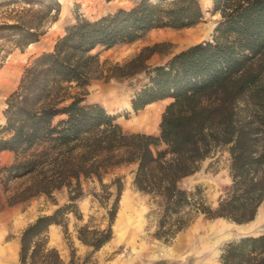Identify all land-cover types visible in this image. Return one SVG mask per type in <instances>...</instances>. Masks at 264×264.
<instances>
[{"label": "trees", "instance_id": "1", "mask_svg": "<svg viewBox=\"0 0 264 264\" xmlns=\"http://www.w3.org/2000/svg\"><path fill=\"white\" fill-rule=\"evenodd\" d=\"M39 2L45 13L40 21L55 20L60 3ZM213 5V13L221 19L211 39L154 66L131 99L134 111L171 99L158 134L124 131L117 115L99 103H83L85 88L100 65L94 50L132 43L154 29L192 27L203 18L199 0H139L129 9L118 8L96 19L77 16L51 51L25 66L5 99L0 151L13 152L14 161L0 170L10 179L31 176L16 202L45 195L57 205L53 193L64 187L68 202L37 216L21 231L20 264H87V257L78 262L71 246L65 262L57 248L49 246L48 231L60 225L66 236V215L82 219L76 200L83 194L82 181L95 177L102 189L115 188L107 193L113 197L107 222L103 228L80 226L77 238L90 248L87 256L109 242L123 184L120 178L104 184L102 176L120 165L135 164L134 187L158 199L161 214L153 233L157 239L169 242L197 214L240 225L255 219L264 205V0H213ZM0 30H9L0 38L7 37L21 49L43 34L31 23L0 25ZM163 46L144 47L130 61L116 64L106 77L121 78L146 69L147 58ZM221 146L229 154L231 183L211 207L201 187L187 191L179 182ZM219 262L264 264V232L225 243Z\"/></svg>", "mask_w": 264, "mask_h": 264}, {"label": "rangeland", "instance_id": "2", "mask_svg": "<svg viewBox=\"0 0 264 264\" xmlns=\"http://www.w3.org/2000/svg\"><path fill=\"white\" fill-rule=\"evenodd\" d=\"M57 1L60 3L59 14L55 20L44 23L40 21L45 13L43 3L39 0H34L36 3H28V0H0V25L31 23L37 31L43 32L38 41L22 49L7 37L0 38V87L10 82V89L0 91V95H6L3 98L4 102L9 93L16 88L25 66L42 52L51 51L56 40L65 34L66 27L74 23L77 16L92 20L113 13L118 8L129 9L139 2V0ZM199 2L203 18L192 27L154 29L132 43L118 44L108 49L96 48L94 53L98 54L100 65L85 88L83 103H99L108 113L117 115L116 122L124 131L158 134L161 115L171 99L158 100L138 111L132 110L130 102L134 94L147 82L148 73L154 66L166 63L174 54L193 44L211 39L221 17L219 13H213V0ZM53 13L52 10L50 16ZM10 33L9 30H0L1 36ZM154 43H163L164 46L160 52H155L147 58L146 69L126 77H106L116 64H125L136 57L144 47ZM71 91L74 93L81 89ZM5 106V104L2 106L3 110ZM147 118H150L148 120L150 124L144 125L142 122ZM229 164L226 148L217 147L199 163V169L195 173L180 180L179 186L187 191L194 190L195 186L201 187L204 201L214 207L231 183ZM135 169V164L115 166L109 168L102 176V182L108 185H111L115 178H120L123 191L112 226V238L92 256H87L90 248L78 240L77 229L84 224L90 228L105 227L107 210L113 201V197L108 198L107 193L108 191L113 193L115 188L111 186L102 189L95 177L82 181L83 194L76 200L82 219L79 220L69 213L66 215L68 229L66 236L60 225L52 226L48 232L49 246L57 248L65 262L70 258L71 246L79 259L78 262L87 257V264H220L219 255L225 243L264 232V205H261L257 211L258 218L255 217L253 221L245 224H236L225 218L208 219L202 214H197L190 224L169 242L157 239L153 233L161 208L157 198H151L136 190L132 183ZM30 180L31 176L10 179L6 171L0 170V210L6 204L9 206L32 201L36 203L37 208L33 216H39L50 214L57 206L68 202L65 187L53 193L57 205L45 195L16 202L17 194ZM119 214H122V221H119ZM165 248L170 252L166 253Z\"/></svg>", "mask_w": 264, "mask_h": 264}, {"label": "crops", "instance_id": "3", "mask_svg": "<svg viewBox=\"0 0 264 264\" xmlns=\"http://www.w3.org/2000/svg\"><path fill=\"white\" fill-rule=\"evenodd\" d=\"M9 83L10 82L8 81L4 86H1L0 91L3 92L5 91L4 89H10ZM5 96L6 95H0V125H3L5 123L2 109V106L5 104L3 99L5 98ZM149 105L150 104L146 105L145 107H148ZM13 161V152L9 150L0 151V169L11 165ZM35 205L36 203L27 201L22 203L10 204L9 206L6 204L0 210V264H20V233L29 223L34 221V219L37 217L33 216L35 215L37 209ZM52 226H50V228Z\"/></svg>", "mask_w": 264, "mask_h": 264}, {"label": "bare ground", "instance_id": "4", "mask_svg": "<svg viewBox=\"0 0 264 264\" xmlns=\"http://www.w3.org/2000/svg\"><path fill=\"white\" fill-rule=\"evenodd\" d=\"M142 116V115H141ZM150 118H147V119H145V121H143L142 123L144 124V125H147V124H150L149 122H148V120H149ZM120 215V216H119ZM118 216V218H119V221H122V214H119ZM258 218V214L256 215V219ZM118 221V220H117ZM166 249V248H165ZM166 253H169L170 251L169 250H164Z\"/></svg>", "mask_w": 264, "mask_h": 264}]
</instances>
